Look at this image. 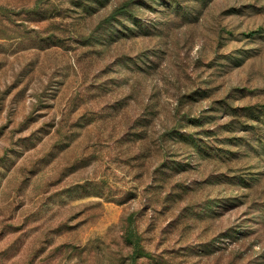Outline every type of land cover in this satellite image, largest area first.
<instances>
[{
	"label": "rangeland",
	"instance_id": "1",
	"mask_svg": "<svg viewBox=\"0 0 264 264\" xmlns=\"http://www.w3.org/2000/svg\"><path fill=\"white\" fill-rule=\"evenodd\" d=\"M129 1L0 0V264H264V0Z\"/></svg>",
	"mask_w": 264,
	"mask_h": 264
},
{
	"label": "trees",
	"instance_id": "2",
	"mask_svg": "<svg viewBox=\"0 0 264 264\" xmlns=\"http://www.w3.org/2000/svg\"><path fill=\"white\" fill-rule=\"evenodd\" d=\"M129 3L130 4H126V5H122V7H120L119 8V14L120 13H126L127 12V9L129 8V5L130 6H135V5H137L138 3H140V1L139 0H134V1H129ZM133 237L134 236H132V235H130V237H129V239L128 240H130L129 242H130V244H132L133 246H134V248H135V250L137 251L139 248L137 247V245H136V242L133 240ZM132 238V239H131Z\"/></svg>",
	"mask_w": 264,
	"mask_h": 264
}]
</instances>
